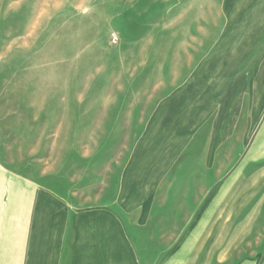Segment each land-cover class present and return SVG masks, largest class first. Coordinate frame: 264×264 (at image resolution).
<instances>
[{
  "label": "crops",
  "instance_id": "1",
  "mask_svg": "<svg viewBox=\"0 0 264 264\" xmlns=\"http://www.w3.org/2000/svg\"><path fill=\"white\" fill-rule=\"evenodd\" d=\"M117 5L124 103L0 128V264H264V0Z\"/></svg>",
  "mask_w": 264,
  "mask_h": 264
},
{
  "label": "rangeland",
  "instance_id": "2",
  "mask_svg": "<svg viewBox=\"0 0 264 264\" xmlns=\"http://www.w3.org/2000/svg\"><path fill=\"white\" fill-rule=\"evenodd\" d=\"M120 1L0 0V128L31 119L19 110L41 108L44 126L49 113L70 109L80 120L83 109L124 103L105 96L122 44Z\"/></svg>",
  "mask_w": 264,
  "mask_h": 264
},
{
  "label": "built area",
  "instance_id": "3",
  "mask_svg": "<svg viewBox=\"0 0 264 264\" xmlns=\"http://www.w3.org/2000/svg\"><path fill=\"white\" fill-rule=\"evenodd\" d=\"M118 41H119L118 37L115 36V35H113V36H112V42H113V44H117Z\"/></svg>",
  "mask_w": 264,
  "mask_h": 264
}]
</instances>
